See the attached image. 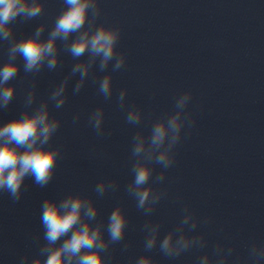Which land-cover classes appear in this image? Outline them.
I'll use <instances>...</instances> for the list:
<instances>
[{
  "label": "water",
  "instance_id": "1",
  "mask_svg": "<svg viewBox=\"0 0 264 264\" xmlns=\"http://www.w3.org/2000/svg\"><path fill=\"white\" fill-rule=\"evenodd\" d=\"M44 4L41 16L17 19V39L30 35L41 23L47 25L43 37L47 38L65 5L63 0H44ZM99 4L97 24L120 27L118 50L126 55V64L112 72L109 101L98 93V81L111 72V64L106 72L94 67L78 94L73 88L79 77L71 78L62 108L50 103L52 114L61 121L50 144L61 148V159L47 187L40 188L28 177L20 201L0 193V264H20L24 255L30 264L45 243L42 202L73 192L95 200L97 220L105 225L116 205L124 206L129 224L125 240L109 250L112 264H133L143 254L158 264H198L203 252L217 242L234 246L232 259L248 264L250 243L264 242V0H99ZM58 45L61 65L52 71L45 68L35 77L24 73L23 60L17 58L21 68L10 81L16 85V96L0 111V122L24 110L34 80L38 104L68 75L76 61L63 51L61 42ZM7 48V42H0V63L7 60ZM125 88L121 109L117 97ZM187 90L192 92L187 111L196 123L178 145L164 183L156 185L167 190L166 197L146 217L125 191L132 179V136L141 128L147 134L152 121L173 111L175 97ZM131 106L143 110L140 126L126 123ZM97 107L104 109L103 137H97L88 123ZM77 113L80 118L74 123ZM160 170L156 166L154 176ZM101 179L117 181L118 190L97 196L94 187ZM185 205L201 220L212 218L190 233H204L208 247L193 248L175 259L163 256L158 246L145 253L143 224L160 222L162 238L182 219ZM124 243L130 244L126 251Z\"/></svg>",
  "mask_w": 264,
  "mask_h": 264
},
{
  "label": "clouds",
  "instance_id": "2",
  "mask_svg": "<svg viewBox=\"0 0 264 264\" xmlns=\"http://www.w3.org/2000/svg\"><path fill=\"white\" fill-rule=\"evenodd\" d=\"M63 3L65 7L56 16L47 38H43L47 25L41 23L30 35L17 39L14 31L17 19L28 21L41 16L45 9L44 0H0V42L8 43L7 60L0 63V111L7 109L16 96V85L10 81L15 80L20 71L18 57L23 60L24 73L33 77L45 68L52 71L61 65L58 41L62 43L63 51L76 61L68 75L38 104L34 80L25 95L24 110L6 122H0V193H7L13 202L20 201L28 177H32L33 183L40 188L47 187L61 159V148L50 144L61 126L60 119L51 112L50 103L57 109L62 108L68 100L66 90L71 78L79 77L73 88V93L78 94L94 67L106 72L111 64V72H106L98 81V93L109 101L113 94L112 72L119 71L126 64V55L118 50L120 27L97 24L101 15L99 0H63ZM127 92L126 88L121 89L117 97L121 109L125 107ZM191 100V90L178 94L173 111L161 113L152 121L147 134L141 128L132 136V179L125 191L146 217H151L166 197L167 190L156 185L164 183L167 170L175 163L178 145L195 126L192 113L187 111ZM79 118L77 113L73 122ZM104 119L103 107H97L88 117L97 137L105 135ZM144 119L142 109L128 108L126 123L140 126ZM156 166L161 170L154 176ZM118 188L117 181L101 179L94 192L103 197ZM98 215L95 200L82 193H69L59 200L45 199L40 214L45 243L30 264H112L109 250L125 240L129 219L122 204H117L111 211L106 225L103 220H97ZM211 222V217L201 220L185 205L182 219L161 238V223L147 220L141 228L145 233V253L158 246L163 256L175 259L193 248L204 250L208 247L205 234L190 233H195L201 223L207 225ZM129 246L124 243L123 250ZM233 252L234 246L217 242L210 251L203 252L198 264H238L239 258L232 259ZM247 262H264V242L250 243ZM20 264H29V256L21 257ZM133 264L158 262L151 255L143 254Z\"/></svg>",
  "mask_w": 264,
  "mask_h": 264
}]
</instances>
